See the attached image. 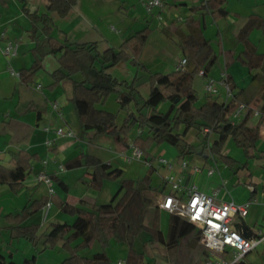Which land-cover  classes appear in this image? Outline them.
I'll return each instance as SVG.
<instances>
[{
    "label": "crops",
    "instance_id": "1",
    "mask_svg": "<svg viewBox=\"0 0 264 264\" xmlns=\"http://www.w3.org/2000/svg\"><path fill=\"white\" fill-rule=\"evenodd\" d=\"M142 1L76 0L69 12L61 17L56 12L47 10L49 0H25L23 4L19 0H0V163L7 165L10 157L20 150L36 154L38 158L36 161L31 162L30 174L22 181V187L17 192L13 193L8 186L0 185V226L2 228L7 226L4 220L1 222L2 216L8 213L18 214L28 201L41 197H45L50 201L48 209L42 208L35 215L25 219L22 225L33 223L41 226L39 218L37 220L36 218L37 215L46 211L47 214L45 217L43 216L42 220L43 225L47 224L46 231L49 225L56 223L54 220L58 216L60 217V213H63L61 211L63 204L85 209H91L92 206L99 205L97 204L98 195L95 198L94 195L96 196V194L91 192L93 189L88 186L91 169L83 166L73 169L65 167L68 162L77 158L79 154L92 155L110 165L111 168L120 169L122 171L120 178L133 180L138 186H142L141 179L148 167L143 159L128 161L132 149L130 144L141 133L136 128L135 133L129 134V144L122 146L114 143L108 135L94 136L92 131L82 130L77 123L76 113L70 101L71 82L64 80L55 89H47V86L51 83L50 74L58 67L56 58L53 55H47L44 58L42 69L36 73L30 84L21 83L19 77L11 75L8 71L9 68L19 72L20 69L29 67L32 62L30 49L33 47V42L28 37L32 24L25 12L29 14H47L52 22L53 38L59 43L94 44L97 51L103 52L110 47H119L125 39L148 25L153 30L152 34L156 31L163 34L165 39L159 36L162 41L175 42L181 48V36L188 34V28L185 24L186 18L188 16L197 17L189 10L205 0H162V8H154L150 14L143 9ZM225 8L228 15L217 21H214L208 14L203 16V34L210 41L213 53L217 58L216 63L206 77L207 79L218 80L221 72L225 71L232 91L231 95L227 97L224 88L218 87L216 95H208L204 91V84L207 79L201 76L204 80L202 87L204 100L201 104L208 99L225 103L236 96L239 103L245 104L252 111L248 124L254 126L250 124L251 119L256 118V122L258 121L259 115L256 116L254 113L259 112L263 104L264 32L259 28L253 29L242 40L239 39V34L251 17L264 20V0H226ZM2 35L3 37H1ZM7 41L17 43L16 55L6 57L2 54L1 50ZM245 52L259 55L260 65L251 69L248 68L242 62V60H245ZM182 58H184V55ZM178 60L175 61L174 66L178 63ZM174 66L172 67L171 64L169 72L173 70ZM187 68L188 70L192 69V63L189 60ZM147 70L151 72L148 68ZM107 73L118 82L131 83L134 77L137 80L140 71H137L128 62H120L110 67ZM145 74L147 75V73ZM73 78L80 80L81 75L75 74ZM118 90L120 94L126 92L122 87ZM120 94L114 93L103 104L98 105L99 108L116 114L117 125H121L125 119L129 118L131 113H135L133 103L127 105L125 109L120 107ZM54 104L57 106L56 110L53 108ZM165 104L169 106V102ZM157 111L162 112L161 109H157ZM146 113L149 115L151 110H147ZM244 114L245 110L240 112L232 121H239ZM262 124L256 149L264 154V122ZM62 126L70 128L72 132L74 129L77 133L72 138H55L53 130ZM46 127L49 128L48 132L44 131ZM200 137H204V140H199L195 131H190L186 136L188 143L198 146L196 153L192 156L177 157L178 151L175 147L173 148L176 153L173 152V148H165L164 145L156 148L159 149V153L161 151L159 155L153 153L151 148L149 149V153L154 157L152 165L155 172L152 175V191L148 192L147 196L154 195V198L146 197L147 202L150 201V204L146 209L145 225L151 226L154 218L157 222V214L162 210L156 209V203L169 190V187L164 183L166 189L159 191L161 189L159 185L168 173L166 168L155 160L156 157H161L171 162L173 174H178L182 160L188 162V168L184 171V185L195 184L200 191L206 194H213L214 191L218 190L215 199L219 202L232 200L238 204L250 203L246 217L243 220L236 218L233 226L244 237H252L257 230L264 228L263 225L258 224L257 219H249V215L252 213V205L258 206L256 211L261 219L264 213V201H262L264 200V169L261 167L264 160H254L253 164L255 166L253 167H256V171L253 172L249 169L248 162L247 168L237 171L229 169L234 175L232 176L231 172L227 171L228 168L218 161L217 157L209 150L211 143L217 136L211 131H203V135H200ZM229 142L232 141H227L223 152L228 153L227 146ZM163 153L168 154V156H164ZM57 154L60 158L55 159ZM194 168H197V170H194ZM208 169L213 170L210 176L207 174ZM40 171H45L52 178L54 183V194L52 196L38 193L41 187L45 188L44 184L37 183L35 180L36 174ZM227 177H231V179L227 180ZM240 184H243L246 188L243 197L239 196L236 189ZM53 204H56V210L53 209ZM147 210H151L148 216L149 219H147ZM68 217L73 222L75 221V216ZM157 226L160 230L158 224ZM4 230L9 236L6 229H3L2 232ZM2 232L0 237H2ZM147 236L149 237V235ZM184 239L181 241L183 242ZM94 242L91 241L88 247H91ZM28 244L23 239H10L9 237V240H5L4 238L2 241L0 240V254L19 264L27 258L23 257L20 262L23 254L25 256L35 254V249ZM8 245L13 246L15 251L21 254L15 256L13 252L8 251ZM150 245L151 248L158 250L164 247L152 241ZM196 246L200 248L203 256H207L205 262L208 263L210 253L198 244ZM80 254L89 257L94 253L84 255L80 252ZM166 254H168V251H166Z\"/></svg>",
    "mask_w": 264,
    "mask_h": 264
},
{
    "label": "trees",
    "instance_id": "2",
    "mask_svg": "<svg viewBox=\"0 0 264 264\" xmlns=\"http://www.w3.org/2000/svg\"><path fill=\"white\" fill-rule=\"evenodd\" d=\"M19 1L22 4L25 2V0ZM75 1L49 0L47 10L63 17ZM225 3L226 0H205L190 8L189 11L197 17L186 18L188 34L181 36L180 39L181 50L187 63L183 69L172 70L169 73L149 72L141 61L144 47L153 32L148 25L125 39L119 47H110L99 52L94 44L56 42L52 35V22L47 14L25 12L32 24L28 34L33 42V47L30 49L32 62L29 67L19 70L20 82L32 83L33 77L42 69L44 58L53 55L58 67L50 74L51 83L47 89H55L64 80L71 82L70 101L80 128L84 131H92L94 136L108 135L114 143L122 146L129 144V132L134 127L137 128L141 134L136 136L130 145L138 148L142 152L143 161L151 163V166L147 168L141 179L142 186H138L133 180H120L122 174L120 169L111 168L92 155L79 154L65 167L90 168L88 181L90 188L100 191L104 180H119L118 189L109 203L94 205L91 209L63 204L61 211L75 216V221L72 224H51L48 230L40 234L39 224L22 225V223L45 207L48 200L41 197L28 201L18 214L8 213L2 216L7 226L5 228L0 226V236L2 230L6 229L10 239H23L34 249L42 240V252L55 247L61 241V248L67 256L60 264H106L108 257L104 250L110 245L111 240L126 246L125 264H144V253L134 245L136 237L143 233L149 235L152 242L163 245L167 251L176 249L181 240L191 234L194 235V243H197L199 231L177 215L169 214L165 236L158 229L155 218L151 226L145 225L146 209L150 201L145 202L144 198L152 191V175L155 172L152 165L154 157L149 153V149L153 144L157 146L168 144L177 149V157L192 156L198 146L186 141L187 134L195 131L196 137L203 141L205 136L202 138L200 135H203V129L208 127L217 136L209 150L228 169L237 171L247 168L249 159L264 160V154L256 149L260 138L259 127L264 122V82L263 104L254 126L248 124L252 113L248 108L239 121H232L231 116L239 104L236 96L225 103L208 99L198 105L193 88L194 78L199 71H202V76L206 77L217 59L210 41L203 34V16L208 14L214 21L225 18L228 15ZM256 28L264 32V20L251 17L241 30L239 39H245ZM244 58L242 62L250 69L260 65L261 59L257 54L246 53ZM188 60L192 63L191 70L187 68ZM120 62H128L137 71L147 73L149 84L147 98L142 100L138 96L135 89L136 77L131 83L118 82L107 73L110 67ZM75 74H80L81 79H74ZM120 87L126 90L124 94H120L118 90ZM114 93L120 94L119 104L122 109L130 103L135 106V113H131L121 125H117L115 113L98 107ZM166 102H169L167 110L157 111V106ZM145 110H151V113L147 115ZM228 140L242 149L246 162L239 163L228 153L223 152ZM37 159L36 154L20 150L10 157L7 165L0 163V185L8 186L13 193L17 192L22 187V181L30 174L31 162ZM261 167L264 169V163ZM159 188H161L159 191H164L163 182L160 183ZM77 240L80 242L74 244ZM91 241L98 242L102 251L89 257L82 256L81 249L88 247ZM245 256L234 264H250L245 260ZM0 264L17 263L0 254ZM19 264H36V256L23 259Z\"/></svg>",
    "mask_w": 264,
    "mask_h": 264
},
{
    "label": "built area",
    "instance_id": "3",
    "mask_svg": "<svg viewBox=\"0 0 264 264\" xmlns=\"http://www.w3.org/2000/svg\"><path fill=\"white\" fill-rule=\"evenodd\" d=\"M162 5V0L142 1V7L148 14L152 13L154 8H160ZM1 52L6 57L16 55L17 43L7 41ZM186 63L185 58L180 59L175 65L174 70L183 69ZM8 71L11 75L19 77L18 72L9 68ZM198 74L202 76V71H199ZM218 87L224 88L227 97L231 95V86L225 71L221 72L218 80L207 79L204 84V91L208 95L213 96L218 93ZM53 108L56 110L57 106L54 104ZM246 109L245 104L239 103L231 116L232 119L236 118L240 112ZM254 115H259V112L256 111ZM44 131L48 132L49 128H44ZM203 131L210 132L211 128L206 127ZM53 134L55 138L74 137L72 130L65 126L55 128ZM47 143L49 144L50 142ZM140 159H143L142 152L138 148L132 147L128 161ZM155 160L168 171L163 177V183L169 187V190L162 195L161 200L156 203L157 209L165 211L168 214L177 215L191 223L199 231L197 243L207 252L211 254L213 252L223 255L228 254L232 258L230 262H226L224 257L222 259L218 258L216 264H234L246 254L255 250L257 246L264 244V228L257 230L252 237L246 238L233 226L236 218L243 220L248 214V202L241 204L235 203L232 200L219 202L215 199L218 190L214 191L213 194H206L200 191L195 184L184 185V171L188 168L186 160L181 161L178 174H173L170 161L161 157H156ZM145 165L149 167L151 163L145 162ZM194 170H197V168H194ZM212 173V169L207 170L209 176ZM35 180L37 183L44 184L47 187L49 196L54 194L52 178L48 173L45 171L38 172ZM49 206L50 201L48 200L44 209L47 210ZM117 264H125V261L120 260ZM207 264L214 263L210 260Z\"/></svg>",
    "mask_w": 264,
    "mask_h": 264
},
{
    "label": "rangeland",
    "instance_id": "4",
    "mask_svg": "<svg viewBox=\"0 0 264 264\" xmlns=\"http://www.w3.org/2000/svg\"><path fill=\"white\" fill-rule=\"evenodd\" d=\"M159 9H156V10H159ZM159 36L164 37L163 34H159L157 33V31L151 34V36L148 39L147 45L143 51L141 61L151 72L168 73L171 69V64L173 67L175 64V61H177V59L179 60L182 59L183 55H182L181 48L175 42H171V41L167 42L166 40L162 41V39H160ZM205 78L207 79V77ZM203 84H204V80L201 78V76L199 74L195 76L194 81H193V87L196 90V96L198 98V102H197L198 105H200L201 102H203L204 100V91L202 88ZM135 87L137 89L138 96L141 97L142 100L148 96V79H147V75L144 72L140 71L138 78L136 80V83H135ZM168 107H169L168 104L160 103L157 106V109L158 110L161 109L162 112H165ZM256 123H257L256 118L251 119V122H250L251 125H255ZM259 130H260V127H259ZM135 131H136V128L134 127L133 129H131L129 134L135 133ZM73 133L75 134L77 132L73 129ZM158 147L159 146L153 144L151 145L150 148L153 153H157V155H159L161 151L160 153L158 152L159 149H156ZM164 147L169 148V149L173 148L172 146L168 144H164ZM227 149H228L229 156L233 157L235 160H238L240 163L246 162V157L242 149L236 147L233 142H229ZM173 152L176 153V150L174 149ZM58 154L55 159H58V157L60 158ZM163 155L168 156V154L166 153H163ZM253 162H254L253 159L248 160V167L250 170H252V172L256 171V167H253L255 166ZM60 169L62 168L60 167ZM227 171L231 172L229 169ZM232 176L234 175L232 174ZM122 179L123 178H120V180ZM230 179L231 177L230 178L227 177V180H230ZM118 181L119 180L117 181L104 180L102 189L99 192L92 188L93 190L91 192H94L96 194V196L94 195V197L97 198V195H98L97 204L109 203L110 199L113 197V195L118 189V186H119ZM236 189L240 197H243L245 195L246 188L243 184H240ZM47 190L48 189L46 186L45 188L41 187L38 190V193H45L47 196H49ZM149 196L146 195L147 198L148 197L154 198V195H149ZM53 209L54 210L57 209L56 204H53ZM256 210H258V206L252 205V213H250L249 219H257L258 224L264 226V222H263L264 213L261 219L260 217H258L259 214L257 215ZM263 210H264V207H263ZM150 213H151V210H147V219H149L148 216L150 215ZM35 214L36 213H34L33 215ZM46 214H47L46 211H44L40 213L39 215H37V218H36V220L39 218L41 222V226L39 229L40 234L45 232V228L47 224L43 225L42 220H43V216L45 217ZM68 216H72V215L68 213H64V214L60 213V217L58 216V218L55 219L54 222L72 223L73 220L70 219ZM168 217H169V214L164 211H161L157 214V224L159 225L160 230L163 232L164 236L166 235L167 229H168ZM1 222H3L2 218H1ZM0 238H1L0 239L1 241L4 238L5 240H9V236L7 232H5V230L4 232H2V237ZM193 238H194L193 234L187 236L183 242L181 241L182 244H180L176 249L168 251V254H166L167 249L165 247H163V249L161 248V250L151 248V245H150L151 239H149V237L144 233L136 237L134 245L136 249L144 253V259H143L144 264H154V263L155 264H194V263L207 264V262H205L207 259V256L205 257L202 255L200 248L196 246L197 243H194ZM79 242L80 240H77L74 244H78ZM28 245L30 246L31 244H28ZM30 247H32V245ZM7 248H8V251L13 252L15 256L21 254L20 252L15 251L13 246L8 245ZM42 249H43V245H42V240H41L36 245L35 250H34L36 254L34 255L36 256L37 264H60L61 261L67 256V253L63 251V249L61 248V241H59L56 244V246L53 248H48L43 252L41 251ZM99 251H102V248L100 244L95 241L91 245V247H86L84 249H81L80 252L84 255H91L92 253H96ZM104 251L108 257V262L106 264H117L118 261L120 260L125 261L126 256H127L126 246L123 244L116 243L114 240L110 241V245ZM209 255H211L209 258V261L211 260L214 264H216L218 258L222 259L224 257V260L226 262H230L232 260L231 256L228 254L223 255L217 252H213L212 254L210 253ZM31 256H32L31 254L29 255L27 254V256L23 254L21 256L22 258L20 262L22 261L23 257L30 258ZM245 260L250 264H258V263L264 264V245L263 244L259 245L256 247L255 250L248 253L245 256Z\"/></svg>",
    "mask_w": 264,
    "mask_h": 264
},
{
    "label": "water",
    "instance_id": "5",
    "mask_svg": "<svg viewBox=\"0 0 264 264\" xmlns=\"http://www.w3.org/2000/svg\"><path fill=\"white\" fill-rule=\"evenodd\" d=\"M144 201H146V202H147V201H148V199L144 198Z\"/></svg>",
    "mask_w": 264,
    "mask_h": 264
}]
</instances>
